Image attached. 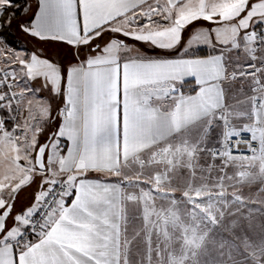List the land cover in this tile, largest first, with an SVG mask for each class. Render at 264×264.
<instances>
[{
  "label": "snow or ice",
  "instance_id": "1",
  "mask_svg": "<svg viewBox=\"0 0 264 264\" xmlns=\"http://www.w3.org/2000/svg\"><path fill=\"white\" fill-rule=\"evenodd\" d=\"M31 7L16 21L15 0H0V28L16 22L87 54L66 65L0 36V145L15 153L0 181V264H264V235L216 240L226 216L236 218L228 231L239 227L243 187L264 194V0H36L29 16ZM43 89L61 97L55 131L50 107L33 114ZM226 244L227 260L215 256Z\"/></svg>",
  "mask_w": 264,
  "mask_h": 264
},
{
  "label": "rangeland",
  "instance_id": "2",
  "mask_svg": "<svg viewBox=\"0 0 264 264\" xmlns=\"http://www.w3.org/2000/svg\"><path fill=\"white\" fill-rule=\"evenodd\" d=\"M16 1V0H15ZM21 1V0H20ZM19 0L16 2L17 5H19ZM23 9L19 15L16 16V21H24L26 20V15L23 13ZM8 29L14 33V37L11 39L13 44H9L5 38H3V46L10 48L12 51H20L21 53L27 54V51H25V44H24V37L23 32L19 30L17 27L16 22H14L10 27L8 26ZM21 38V39H20ZM130 42V40L128 41ZM87 54V51L81 53V56L79 58H83L84 55ZM76 58L74 50L68 48V47H57V52L55 55L51 56L52 61L59 62L63 60L65 63L74 60ZM38 80V79H37ZM35 80V81H37ZM42 82V78H41ZM23 85V82H21ZM2 115V113H1ZM11 126V125H10ZM33 185V184H32ZM24 191L21 196H23L24 204H26L30 201L31 195H28L29 192V186H25ZM231 191V190H230ZM241 192L243 195L248 198V204L247 207L241 209L242 216H240L238 220L239 227L233 229L232 231H228V228H231L232 221L236 219L235 217L226 216L224 220V227L219 229V235L216 236V240L218 244L220 242L224 241H232L233 236L235 233H239L243 231V233L247 234L249 237H251L253 240H258L261 235H264V194L259 193V189L257 185H251V186H245L241 189ZM174 195L177 198L181 197V191L177 190ZM18 200V199H17ZM16 200V205L18 204V201ZM131 212H138L140 213V209L133 203L130 205ZM248 208L253 209L251 220L246 219L248 216ZM227 244L225 245V248L220 249L217 248V252L214 253L215 256H217L220 259L227 260V255H224L223 257L219 256V253L227 252ZM236 259L243 260L244 255L243 252L240 255L236 256Z\"/></svg>",
  "mask_w": 264,
  "mask_h": 264
},
{
  "label": "crops",
  "instance_id": "3",
  "mask_svg": "<svg viewBox=\"0 0 264 264\" xmlns=\"http://www.w3.org/2000/svg\"><path fill=\"white\" fill-rule=\"evenodd\" d=\"M22 1H24V8L32 6L29 9V14L28 15L30 16L31 15V11L35 7L36 0H22ZM27 19H28V16L26 17V20ZM206 23L207 22H203L202 24H198V27L204 26V25H206ZM191 34L192 33H189V35H191ZM23 37H24L23 39H24V44H25V51H27V54H30L33 51H39V52L43 53L44 57H50L51 58V56L55 55V53L57 52V47L58 46H60V47H62V46L65 47L66 46V45L58 43V42H51V43L41 42V41H38L37 39L31 37L30 35H28L26 33H23ZM130 43H131V41H130ZM137 44H139V42H137ZM66 47L70 48L69 46H66ZM196 51L200 52V53H197V55L206 56V55L209 54L210 49H208L206 46H200ZM232 56L235 57L236 53H232ZM77 59H81V58L76 57L74 60H71V61H69V62H67L65 64L67 65V64H70V63H74ZM41 83L42 82H41V78H40L37 81L30 82V86L35 87V88H40ZM64 86H66V85H64ZM192 87H194V84L189 82V83H187L185 85V89L184 90L185 91H190ZM225 88H228V85H225ZM239 88H240V81L237 80L234 83L233 87L230 89V92L236 91ZM244 91L248 92V88H247L246 84H245ZM39 95L41 97H44L45 99H44L43 103L37 102L34 105L33 114L36 115L37 117H40L41 114L44 113V108L50 107L51 119L49 121V127L51 128L52 131H55L56 127L60 123V121L58 119V113H59V109L63 105L62 102H61V97L59 95L50 93L47 89H43L39 93ZM239 98L243 99L244 98L243 94H241L239 96ZM229 102H233V101L229 100ZM25 107H27V106L25 105ZM1 113L2 112H0V115H1ZM22 114L26 115V112H24ZM2 115H3V113H2ZM8 127H11V126L8 125ZM47 133H48V127L45 128V133L40 136V139L43 140L45 135H47ZM9 154L12 155V156L15 155V153H9V150L5 146L0 145V181L4 180L3 173H4L5 169H7L9 167V162H8V159H7ZM21 163H23V162H21ZM9 175H11V173H9ZM91 175L95 176L97 174L96 173H92ZM16 176H17V178L19 177V173L18 172L16 173ZM7 183L11 184V181H8ZM24 188H25V186H24ZM24 188L20 192V195H21V193L25 192ZM35 188H36L35 184L29 186L28 195L29 196L31 195V198H32V195H33V192H34ZM31 198H30V200H31ZM22 199H23V196H21V198H19L17 200L18 201V204L16 205L17 207H19L21 205H24V201ZM26 203H27V201H26ZM130 205H131V202H129L127 204V207H126L127 214H128V217H129V228H130V230H131L132 227H135V228L139 229L140 227H142V221L139 219L140 213L131 212V209H130L131 206Z\"/></svg>",
  "mask_w": 264,
  "mask_h": 264
},
{
  "label": "trees",
  "instance_id": "4",
  "mask_svg": "<svg viewBox=\"0 0 264 264\" xmlns=\"http://www.w3.org/2000/svg\"><path fill=\"white\" fill-rule=\"evenodd\" d=\"M18 0H16L15 2H17ZM20 1V0H19ZM19 10H17V9H12V11H16L17 12V15H19L20 13H21V11H22V8L24 7V1H20L19 2ZM0 36H2L3 38H5L6 39V41L9 43V44H13V42H12V38L14 37V33L12 32V31H10L9 29H8V26H5L4 28H0ZM21 39V38H20ZM197 53H200L199 51H197ZM24 188V187H23ZM23 188H21V190L19 191V193H18V196H17V198H16V200L17 199H19V198H21V195H20V192L23 190ZM22 194V193H21Z\"/></svg>",
  "mask_w": 264,
  "mask_h": 264
},
{
  "label": "built area",
  "instance_id": "5",
  "mask_svg": "<svg viewBox=\"0 0 264 264\" xmlns=\"http://www.w3.org/2000/svg\"><path fill=\"white\" fill-rule=\"evenodd\" d=\"M17 91H18V90H17ZM61 107H63V105H62ZM246 135H247V134H245V136H246ZM243 147H244V146H243V145H241V148H242V149H243ZM234 154H235V153H234Z\"/></svg>",
  "mask_w": 264,
  "mask_h": 264
}]
</instances>
